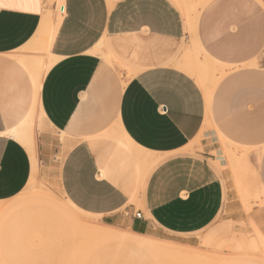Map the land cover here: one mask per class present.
Instances as JSON below:
<instances>
[{
  "label": "crops",
  "instance_id": "0c3cea01",
  "mask_svg": "<svg viewBox=\"0 0 264 264\" xmlns=\"http://www.w3.org/2000/svg\"><path fill=\"white\" fill-rule=\"evenodd\" d=\"M55 1L0 0V201L29 181L12 132L31 124L38 175L81 212L136 234L200 231L225 198L209 148L187 151L209 111L230 141L260 152L264 191V0H196L193 20L171 0H63L37 91L21 51ZM191 38L228 70L215 92L183 59ZM102 40L141 66L124 86L96 52ZM254 215L264 232V205Z\"/></svg>",
  "mask_w": 264,
  "mask_h": 264
},
{
  "label": "rangeland",
  "instance_id": "374dc122",
  "mask_svg": "<svg viewBox=\"0 0 264 264\" xmlns=\"http://www.w3.org/2000/svg\"><path fill=\"white\" fill-rule=\"evenodd\" d=\"M171 1L190 20L203 5L196 0ZM60 6L63 7V0L55 1L54 8L45 11L49 14L40 34L21 51L33 64L38 61L42 65L53 58L50 47L62 18ZM57 14L61 18L55 26L53 19ZM183 48V59L194 64L197 79L211 84L213 92L219 89L228 73L226 66L211 59L193 38ZM119 50L120 53L110 40H102L96 47L124 86L141 66L133 63L132 56L123 48ZM205 148L216 160L213 163L224 184L223 207L207 227L192 234L146 235L145 240L162 244L167 250H131L93 235L83 236L67 223L70 213L82 217L94 230L115 231L124 238L138 239L129 229L106 226L98 216L70 212L56 186L37 175L36 179H29L19 194L0 201V264H264V232L254 215L255 209L264 205V191L252 164V156L258 157L260 152L230 141L215 124L210 111L187 151L201 154Z\"/></svg>",
  "mask_w": 264,
  "mask_h": 264
},
{
  "label": "bare ground",
  "instance_id": "6f19581e",
  "mask_svg": "<svg viewBox=\"0 0 264 264\" xmlns=\"http://www.w3.org/2000/svg\"><path fill=\"white\" fill-rule=\"evenodd\" d=\"M197 2H199V1H197ZM62 9H63V7L60 6L59 11L62 12L63 11ZM48 14H49V12H47L46 14L43 15L41 25L39 26V29L37 30V33H36V36L34 37V39L40 34V31H41L43 24L45 22V18H47ZM60 18L61 17L59 16V14H57V16H55V18L53 19L54 20L53 23L55 24V26L60 21ZM40 63L41 62L35 61V63L32 64V67H30V69H29V72L33 77L34 87L37 91H38V88L40 86V83H41L43 76L45 75V73L47 72V70L49 69V67L52 64V60L50 59L47 61H43L42 62L43 68H42V65H40ZM12 133L14 134V136L16 138H19L21 140L22 144L25 145L26 149L28 150V152L30 154L32 169H31V175H30L29 179L34 180V179H36V177L38 175V168H37L38 163H37V159H36L35 151H34V147H35V145H34L35 144L34 127L30 124L26 128H24L22 130H18V131H13ZM64 200H65L66 204L69 206L70 212H73L75 210V214H76L77 211H80L75 206H73L65 197H64ZM78 213H80V212H78ZM66 220H67L68 224L72 225L73 227H75L79 231H81L83 236L88 235L89 237H92L90 235H93V236L97 237V239L99 238L101 240H105L107 243L113 242L112 243L113 245L114 244L121 245V246L127 247V249H131V250H134V249H153V250L156 249L157 250V249H161V248L167 250V247H165L162 244L156 243L155 241L145 240V237H146L145 234H136V233L132 232L131 230H129V232L134 236H138V239L124 238L121 234H119L118 232H115V231H110V230L97 231L96 229L94 230L89 224H87L85 222V220L82 217L74 216V212L70 213V215L66 216ZM106 226H109V225H106ZM158 251H160V250H158Z\"/></svg>",
  "mask_w": 264,
  "mask_h": 264
},
{
  "label": "built area",
  "instance_id": "2783aa9c",
  "mask_svg": "<svg viewBox=\"0 0 264 264\" xmlns=\"http://www.w3.org/2000/svg\"><path fill=\"white\" fill-rule=\"evenodd\" d=\"M136 215H137V217H140V213H137Z\"/></svg>",
  "mask_w": 264,
  "mask_h": 264
}]
</instances>
